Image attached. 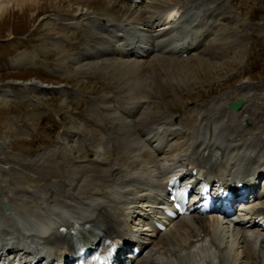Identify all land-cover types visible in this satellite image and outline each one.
<instances>
[{
    "label": "bare ground",
    "instance_id": "1",
    "mask_svg": "<svg viewBox=\"0 0 264 264\" xmlns=\"http://www.w3.org/2000/svg\"><path fill=\"white\" fill-rule=\"evenodd\" d=\"M10 1L0 0L1 17L7 12ZM77 1L87 9L86 14H69L66 19L73 20L72 25L75 22L79 25L82 17H86L84 21L93 22L95 26L92 32L84 30L81 41L72 44L70 55L101 61L100 67L95 65L99 72L94 73L98 77L114 86H127L125 91L112 90L111 99L90 97L96 114H84L85 128L77 132L68 129L63 135L66 139L72 135L78 138L84 150L80 155L85 159L82 163L67 166L66 163L71 162L68 157L71 151L61 148L62 143L45 154L42 153L46 150L40 153L41 165L37 168L48 176L42 179L44 183L34 178H28L23 184L16 182L15 173L10 172H15L19 161L10 159L8 152L0 151V245L20 251L23 261L22 253L26 250L29 256L41 257L48 253L58 255L66 248L67 239L60 233V227L82 229L90 245L98 244L102 234L121 237L124 233L127 240L129 237L141 240V232L146 231L151 236L147 253L133 264H156L155 261L162 264H264V237L250 238L242 226L233 221L234 228L240 229L235 233L225 221L229 216L222 219L215 214L191 215L175 221L170 229L169 220L166 222L168 231L162 233L152 222L159 218L154 215L157 213L154 206L162 197L160 192L166 181L193 163L209 169L205 178L210 183L229 184L235 181L236 171L246 169L255 177L253 188L258 189L256 184L264 172V121L261 118L259 122L258 119L253 121V129L243 128L238 123L233 128L243 129L235 132L230 130L228 122L231 121L227 115L229 102L218 109H213L211 101L203 110L180 107L166 112L150 111L157 90L173 95L176 94L174 89L184 90L188 78L206 62L199 59V64L189 65L191 59L195 63L198 56L201 58L210 49L215 50L208 53L211 57H228L224 47L245 41L248 35L239 28L251 30V23L249 27L242 24L240 15L229 9L226 0L201 3L141 0L144 4L141 6L132 0ZM20 4L25 5L26 0ZM185 18L189 20L185 24H198L193 33L187 32L183 39L174 40L175 35L184 30ZM227 21L238 28L231 27L232 32L224 40L226 43L219 42L218 37L225 33H222V23ZM208 28L216 30V38L207 47L203 43L197 48L196 42ZM123 33L125 37L121 36ZM136 38L138 41L134 42ZM118 44H122L123 50L116 49ZM129 46L133 47L132 54L125 53ZM161 46L162 52L158 53ZM146 47L153 50L148 57L131 59L137 56L139 49L145 52ZM184 52L199 54L189 57L190 60L176 57ZM105 72L111 77L105 76ZM114 75H118L119 80L128 78L129 82L126 79L120 86ZM247 112L244 109L243 114ZM243 114L242 117H246ZM243 161H248L245 166ZM57 186L67 190H59ZM257 200H260L257 205L264 204V197L257 196ZM254 209L255 206L246 215ZM133 219L139 220V232L129 225ZM203 235L208 240V248L203 244L205 241L200 240Z\"/></svg>",
    "mask_w": 264,
    "mask_h": 264
},
{
    "label": "rangeland",
    "instance_id": "2",
    "mask_svg": "<svg viewBox=\"0 0 264 264\" xmlns=\"http://www.w3.org/2000/svg\"><path fill=\"white\" fill-rule=\"evenodd\" d=\"M22 1H10L7 12L0 16V90L7 95L0 96V151L8 152L10 159L19 161L16 162L15 172H10L12 175L15 173L13 178L16 182L23 184L28 178H34L44 183L42 179H48V176L42 175L41 168H37L41 165L38 162L40 152L64 140L61 148L71 151L68 153L71 162L66 165L70 167L82 163L85 159L80 155L84 150H81L78 138L72 135L66 139L63 135L68 129L77 132L85 128L84 114H96L90 105L92 97L111 99L114 96L112 90L121 88L125 91L127 85L125 88L121 85L126 79L129 82V79L119 80V76L114 75L118 77L115 78L120 81L121 87L111 85L94 73L99 72L97 68L101 61L70 55L74 48L72 44L81 41L84 30L91 31L95 26L93 22L84 21L86 17H82L79 25L75 21V25H72L73 20L66 19L69 14H86L87 9L79 6L77 0H40L37 3L26 0L25 5L20 4ZM227 2L230 10L240 15L242 24L251 23V30L239 28L248 37L245 41L228 45L229 51L225 55L229 53V58L219 60L207 52L201 58L198 57L195 63L191 59L189 65L199 64L203 59L206 62L188 78L184 90L174 89L175 95L157 90L159 96L155 93L157 98L155 103L150 104L151 112H166L167 109L180 107L203 110L210 106L211 101L214 102L213 109H218L226 105L227 101L245 99L248 112L243 115L250 117L246 119L250 123L253 119L259 122V118L264 121V100L259 96H264V91L255 90L264 89V33L261 34L264 31V0ZM222 27V33H225H221L224 37H218L219 42H224L227 34L232 32L231 27L238 28L235 23L228 21L222 23ZM105 73V76L111 77ZM25 83L32 85L25 87ZM37 86L63 87L69 92L44 94ZM227 115L232 121L229 120V124L235 126L239 122L231 112ZM57 188L67 190L64 186Z\"/></svg>",
    "mask_w": 264,
    "mask_h": 264
},
{
    "label": "water",
    "instance_id": "3",
    "mask_svg": "<svg viewBox=\"0 0 264 264\" xmlns=\"http://www.w3.org/2000/svg\"><path fill=\"white\" fill-rule=\"evenodd\" d=\"M231 107L234 109H238L240 107V104H231Z\"/></svg>",
    "mask_w": 264,
    "mask_h": 264
}]
</instances>
